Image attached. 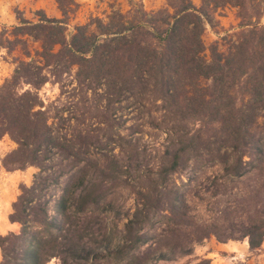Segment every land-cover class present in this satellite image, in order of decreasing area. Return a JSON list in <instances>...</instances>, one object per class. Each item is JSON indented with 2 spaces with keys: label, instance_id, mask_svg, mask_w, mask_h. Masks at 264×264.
<instances>
[{
  "label": "trees",
  "instance_id": "obj_1",
  "mask_svg": "<svg viewBox=\"0 0 264 264\" xmlns=\"http://www.w3.org/2000/svg\"><path fill=\"white\" fill-rule=\"evenodd\" d=\"M128 6L71 24L79 4L56 0L59 16L15 9L0 26L14 63L0 139L15 144L1 165L36 168L0 264H210L194 253L210 237L261 248L264 0ZM228 7L231 32L216 18Z\"/></svg>",
  "mask_w": 264,
  "mask_h": 264
},
{
  "label": "rangeland",
  "instance_id": "obj_2",
  "mask_svg": "<svg viewBox=\"0 0 264 264\" xmlns=\"http://www.w3.org/2000/svg\"><path fill=\"white\" fill-rule=\"evenodd\" d=\"M79 7L76 13L72 16L71 24H82L85 23L90 16H104L109 11V5L115 4L120 6L124 11L128 9V0H75ZM143 4L147 10H155L163 5L164 0H135ZM198 3L199 0H193ZM18 9L22 11L26 17H31L32 12L37 9H42L49 16H59L60 13L56 7V0H0V26L10 25L15 22L14 10ZM220 25L223 29L229 30L231 32L237 24V18L235 17V9L228 7L219 12L216 15ZM216 38V34L213 29L208 25L206 26L204 32V42L208 45L213 39ZM13 55L6 54L4 50L0 51V83L8 77L13 68ZM39 96L45 101L49 102L53 100L58 94V88L56 85L51 83L44 84L38 90ZM147 138V136L145 137ZM15 144L9 139L8 136H3L0 139V218L5 213V209L8 207L11 211V202L14 201L16 195L19 192L18 185L24 183L26 185L30 184L32 180L33 173L36 172V168L27 167L24 170L6 171L1 165V158L12 148ZM14 198V199H13ZM205 207H202L204 210ZM8 223V222H7ZM4 228L2 222H0V229ZM19 229V225H18ZM18 231V230H17ZM240 244V247L245 249L246 240L243 241H228ZM227 242V243H228ZM216 244L214 237H210L203 244L196 246L194 253L198 256L206 257V251L213 250V245ZM249 251V250H248ZM248 252L241 256L232 257L228 256L227 253L223 251H218L217 254L220 258L221 263L229 264H246L247 258L251 256H256L259 252ZM264 256H259L256 259H260ZM207 258V257H206ZM46 264H59L57 258H51Z\"/></svg>",
  "mask_w": 264,
  "mask_h": 264
},
{
  "label": "crops",
  "instance_id": "obj_3",
  "mask_svg": "<svg viewBox=\"0 0 264 264\" xmlns=\"http://www.w3.org/2000/svg\"><path fill=\"white\" fill-rule=\"evenodd\" d=\"M14 199V198H13ZM10 212V208L8 207L7 209H5V213L1 216L0 218V222H2V224L4 225V228L0 229V233L4 234L8 231H17L18 230V224L13 222H9L7 216L8 213ZM8 222V223H7ZM246 247L245 249L243 247H240V244H236L235 242H228V243H220L216 241V244L213 245V250L211 251H206L205 256L207 258H209L210 264H229V263H221L220 258L217 254L218 251H223L225 253H227L228 256H232V257H237V256H242L245 251L248 252L247 254L249 255V251H248V244L245 243ZM258 254L256 256H251L249 258H247V262L246 264H264V257L260 258V259H256L255 257H259V256H264V241L261 244V248L258 250ZM0 259H1V255H0Z\"/></svg>",
  "mask_w": 264,
  "mask_h": 264
}]
</instances>
